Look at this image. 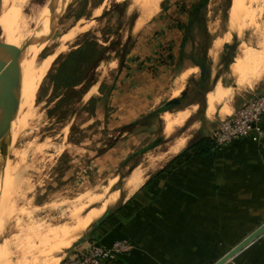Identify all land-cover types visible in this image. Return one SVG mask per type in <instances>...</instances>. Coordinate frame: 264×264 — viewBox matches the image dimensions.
Instances as JSON below:
<instances>
[{"label":"crops","instance_id":"obj_1","mask_svg":"<svg viewBox=\"0 0 264 264\" xmlns=\"http://www.w3.org/2000/svg\"><path fill=\"white\" fill-rule=\"evenodd\" d=\"M167 1L153 0L156 11L151 6L152 15L144 17L140 26L139 12L127 15L130 1H126V16L133 18L127 56L116 63L110 81L97 82L91 98L95 118L111 116L110 128L117 135L110 145L102 144L89 165L102 167L107 165L103 158H109L112 168L106 175L118 173L121 167L125 171L120 188L113 190L118 191L117 206L96 221L83 247L90 243L110 247L117 241L131 246L104 264H214L264 223V119L259 124L261 134L253 132L211 157H202L191 148L200 138L211 137L223 119L264 89V33L253 31L254 46L245 43L238 54L222 62L219 47L203 53L194 36L186 41L189 18L175 2L164 8ZM185 1L191 6L198 0ZM260 20L257 26L242 30L257 28ZM243 47L260 59L253 71L247 67L246 75L240 77L233 65L244 56ZM200 55L205 64L199 65ZM201 66L206 69L203 79ZM184 75L190 79L186 85L181 79ZM218 86L222 90L215 93ZM213 92L215 100L210 105L208 94ZM172 101L179 103L167 108ZM184 111L188 112L185 120L173 128L172 136H166L164 116ZM178 141L182 145L172 153ZM155 142V147L144 151ZM121 146L128 154L124 159L119 158ZM148 154L158 155L159 160H146ZM138 155L139 162L135 160ZM139 167L143 183L129 193L125 182ZM225 264H264V233Z\"/></svg>","mask_w":264,"mask_h":264},{"label":"rangeland","instance_id":"obj_2","mask_svg":"<svg viewBox=\"0 0 264 264\" xmlns=\"http://www.w3.org/2000/svg\"><path fill=\"white\" fill-rule=\"evenodd\" d=\"M34 1L39 4L45 0ZM60 1H55L53 9L61 5L63 0L61 3ZM126 1H64L55 18V23L51 27L53 30L52 35L46 42L42 43V48L37 54L35 61L41 66L40 72L43 75L41 74L40 79H38L35 89L32 88L33 99L30 103H26L25 109L23 105L20 108V103H17L15 113L17 112L18 116L14 122V125H16L13 128L12 140H10L11 144L8 146L6 156V161L10 162L14 168L11 170L9 192L6 194L5 205L2 208L0 218V231L4 229L0 234V244L10 233L8 224H5V227L3 225L5 218H8L13 210L14 214H17L18 210L24 209L20 225L22 230L19 231L22 236L18 234L19 232L11 233L13 236L20 235L17 239H20L24 246L21 241L13 240L9 244L10 246L5 245L4 247L8 249L13 246L9 250L16 251V255L21 256L23 254L24 256V253L30 255L33 251H37V246L44 251L46 248L41 244H44L52 231L53 235L56 236L54 229L63 228L64 226L68 229L72 228L75 224L74 220L76 221L80 217L84 218L92 210L103 207V197L120 188V175L123 176L125 171L123 167L118 169V173H114L118 175V178L114 179V174L106 175L112 168L109 158H103V162L105 161L104 163H107V165L103 164L102 167L99 163L90 166L89 159L93 154L99 153L101 147L110 145L117 135L112 130L114 128H110L112 125L109 123L114 121L111 116L102 119L95 118L92 113L91 98L95 94L97 82L100 84L102 81H110L114 76L115 70L113 68L116 63L127 56L129 50L128 38H130L133 18L126 16ZM129 1L130 7L127 15H131L135 10L145 15L143 7L146 3L153 2V0ZM199 1L201 0L197 2ZM174 2L175 5L186 4L185 0H168L164 8L170 7L169 4ZM229 4L230 0H207L202 10L204 30H199L194 35L196 47L203 53L207 48L212 49V46L219 47V52L222 51V62H226L230 57L238 54L236 51H239L241 45L244 46L247 43L250 47L254 46L253 31L258 34L260 32L264 33V19L261 18L264 10L256 15L255 12H250L246 20H241L236 12L232 13ZM25 13L28 14V10L25 9ZM228 15L230 31L227 25ZM259 19L261 20L257 28L242 30L257 26ZM72 28H74V31L78 29L79 32L77 30L74 33ZM19 29H21V26ZM260 29L262 30L260 31ZM241 30L242 32L246 31V33H232ZM20 38L21 41L25 42L26 36L24 34ZM71 39L74 41H71ZM62 45L66 46L63 47ZM83 45L91 47L89 55L82 67L68 77L67 83L72 87L64 88L61 84L60 74L65 64V58L72 53H76L77 49ZM57 47L60 49L58 50ZM56 48L57 50L54 51ZM243 48L244 56L237 58L233 65L234 73L240 77L246 75L247 67H250L253 71L254 66L260 59V56L256 53H251V50ZM53 51L54 53H52ZM72 56L75 57L76 54H72ZM227 76H224V82L230 84L231 81L226 78ZM89 86H92V88L86 94L85 92ZM111 114L115 115L112 111ZM159 129L160 126L156 125V130ZM156 130L153 133H156ZM193 131L191 130L190 133H193ZM176 136L178 137L179 134L177 133L171 137L169 141L174 140ZM154 139L157 140V136L153 137L151 141ZM133 148L137 149V147ZM127 155L126 148L121 146L119 158L124 159ZM109 157L111 158V155ZM140 159L141 156L138 155L135 160ZM115 206H117V203L105 208V216L108 212L113 211ZM9 217L7 220L14 221L13 216ZM97 222L87 228L62 252L63 255L59 256V264L69 254L80 249L84 242H89L88 235ZM39 224L51 225L52 229L49 231H47L48 229L41 230L38 228ZM29 226L32 227L29 228ZM26 227L29 228V231L23 230ZM6 228L7 230H5ZM31 231L33 233L35 231L39 235L34 234L32 237L33 233ZM30 236L32 238L27 240L26 238ZM26 245L29 247H26ZM24 247L26 249H23ZM27 248L32 249L27 250ZM71 250L73 252H70ZM22 257L18 259V262H21ZM25 258L28 259L27 256ZM7 259L8 263L10 261L9 257Z\"/></svg>","mask_w":264,"mask_h":264},{"label":"bare ground","instance_id":"obj_3","mask_svg":"<svg viewBox=\"0 0 264 264\" xmlns=\"http://www.w3.org/2000/svg\"><path fill=\"white\" fill-rule=\"evenodd\" d=\"M55 1L56 0H45L44 2L38 4L34 0H3V4H2L1 12H0V29H1L0 49L2 51L4 58L9 60L10 62H12L14 67H15V70L17 73V79H18V89H17L16 96H17V103L18 102L20 103L19 104L20 108H22L24 106V109H25V106H27L26 103H30L31 99H33L32 98L33 92L31 90H32V88L35 89V86L37 85V83L39 81L38 79H40V76L42 74L40 72L41 66H39V64L36 63L35 59L37 57L38 52L42 48V43L46 42V40L52 35L53 30L51 27L54 25L55 18L58 15V11L61 9L63 2L66 0H63L62 3H61V1H62L61 0L60 1L61 5L58 8L53 9ZM151 6H153L152 9H154L156 11V8H154L153 2L150 1V2L146 3V5L143 7V10L145 11V15H143L142 12H141V14L139 13L141 19L139 20L138 24L136 22L137 26L141 25L144 17L146 18L148 15L151 14V11H149ZM155 6H157L156 3H155ZM230 8H231L232 13L236 12V14L238 15V17L241 20H246L249 16L248 14L250 12H255V15H256V14H259L260 12H262L264 10V0H231ZM25 9L28 10V14L25 13ZM155 11H153V12H155ZM20 26H21V29H19ZM72 31L74 33L76 32V31H74V28H72ZM78 32H79V30H78ZM23 34L26 36L25 42L21 41V38H20V37H22ZM73 37H75V36H73ZM43 38H46V39L42 42L41 39H43ZM62 38H64V37H62ZM68 39H69V37H68ZM73 39H71V41H74ZM66 42H68V41L66 40ZM64 43H65V41H64ZM65 46H63V47H65ZM57 48L54 51H56ZM59 49L60 48H58V50ZM54 51L52 53H54ZM187 77L188 76H185V75L183 78L181 77V79H183L182 80L183 83H185V82L188 83V81L190 79ZM185 85H186V83H185ZM221 90H222L221 87L218 86L215 93H219V91H221ZM213 100H215L214 92L208 94V100L207 101L211 105ZM21 105H23V106L21 107ZM211 108H212V106H211ZM18 110H19V108H18ZM187 115H188V112L184 111V112H181L175 116L174 115L173 116L172 115L164 116V118H163L164 122H165L164 134L166 136H170L172 131H173V128L176 125L181 124L185 120ZM17 116L18 115L16 112L14 114L13 120H12L8 146H9V144H11L10 140H12L11 138H12L13 128L16 125V124L14 125V122H15ZM180 139H181V136H180L179 140ZM182 141H184V140H182ZM182 141H180V142L178 141L175 143V146L171 150L172 153H176L179 151L180 146L182 145V143H181ZM168 155H171V154H168ZM157 156L158 155L154 156V155L148 154L145 157H146V160H148V161L149 160L155 161L158 159ZM170 157H168V158H170ZM166 158H167V156H166ZM155 166H158V165L155 164ZM13 168H14V166L12 167V164L10 162L6 161L4 171L0 175V218H1V214H2V208L5 205L4 201L6 198V194H8V192H9L8 186H9V181H10L11 170ZM153 169H154V167H153ZM141 182H142L141 168L139 167L132 173L130 178H128L126 180L124 188L129 193L133 192L141 184ZM117 197H118V191H114L113 193H109L108 195H105L103 197V201H104L103 207H101L98 210H95V209L92 210L90 213L85 215L84 218L83 217L81 218L80 216H78L80 218L76 221L74 220L75 224H73L74 226H72V228L68 229V227L64 226L63 228L54 229V231L56 232L55 233L56 236L53 235V231H52L51 233H52L53 237L50 233L48 235L47 240L44 242V244H41L39 242L46 249H44V251H43L42 249H40L39 246H37L38 249H36L37 250L36 252H34L32 250L33 253H30V255H26L27 253H24L28 257V259L25 258L26 256L24 255L25 256L24 257L23 254L22 255L20 254L21 256H19V255H16V251L9 250V249H12L13 246L9 247L8 249L4 248L5 245L10 246L9 244L13 240L17 241L18 236H20V235L22 236V234H20L21 232H19V231L22 230L20 225H21V221H22V217H23L22 214H24L25 210L23 209L24 210L23 211V210L17 209L18 210L17 214H14V212H13L14 210H13L11 215H8V218H10L9 216H13L14 221L13 220L9 221V220H7L8 218L6 217L5 219L7 221L5 220L3 223L4 227L6 226L5 224H8V231H10V233L9 232L8 233L10 235L8 234L6 236V238L4 240H2V243L0 244V264H8L9 262L11 264H14V263L15 264H21V262H22V264H59V262H58L59 256H61L62 252L72 242H74L75 239H77L83 232H85L87 228H89L94 222H96L101 217V215L105 211V208H107L108 206H111L112 204H115L117 202ZM25 213H27V212H25ZM28 214H30V213H28ZM26 216L27 215L25 214V217ZM30 227H32V226H29V228ZM26 228H23V230L29 231V228H27V229ZM38 228L41 230L42 229H48L47 231L52 229L51 225L45 226V224H39ZM3 230L0 231V234H1V232H3ZM5 230H7V228ZM32 230H33V228H32ZM13 232H15V233L19 232L18 234H20V235L15 234L16 236H13L11 234ZM34 234H37V233L34 231V233L32 234V237ZM41 234H43V232H41ZM47 234H48V232H47ZM37 235H39V234H37ZM23 236H25V235H23ZM32 237L30 236V237H27L26 239L28 240V238H32ZM35 237H37V236H35ZM44 239H46V238H44ZM24 240H25V238H24ZM18 241L20 242L21 240L19 239ZM41 241H43V240H41ZM50 241H53L52 242L53 244ZM26 243H27V241H26ZM21 244H22V241H21ZM17 245H18V243H17ZM22 245H21V247L24 246V245L23 246ZM26 247H29V246L26 245ZM26 247H24L23 249H26ZM31 249L27 248V250H31ZM2 251H4V252H2ZM23 251H26V250H23ZM8 257H9L10 261H8V263H7ZM20 257H22L21 262H18L19 261L18 259H20ZM12 258H14V259H12ZM13 261H15V262H13Z\"/></svg>","mask_w":264,"mask_h":264},{"label":"built area","instance_id":"obj_4","mask_svg":"<svg viewBox=\"0 0 264 264\" xmlns=\"http://www.w3.org/2000/svg\"><path fill=\"white\" fill-rule=\"evenodd\" d=\"M262 119H264V89L223 119L213 130L211 137L216 148L220 150L236 140L249 137L253 132L261 134L259 124ZM130 249L131 246L125 241H117L110 247L90 243L69 254L61 264H104L114 260L118 255L127 253Z\"/></svg>","mask_w":264,"mask_h":264},{"label":"water","instance_id":"obj_5","mask_svg":"<svg viewBox=\"0 0 264 264\" xmlns=\"http://www.w3.org/2000/svg\"><path fill=\"white\" fill-rule=\"evenodd\" d=\"M2 4L3 0H0V12ZM45 39L46 38H43L41 39V41L43 42ZM200 72L201 78L203 79L206 74V69L204 66L200 67ZM17 89L18 79L15 67L12 62L4 58L0 49V175L4 171V167L6 164L9 135L11 131L13 116L15 114L17 106ZM178 103L179 101H172L169 102L166 107L168 108L169 106L177 105ZM157 143L158 142H155L152 145L148 146L144 151L152 149L157 145ZM262 233H264V223L254 231H252L249 235H247L240 243L234 246L229 252H227L214 264H225L249 243L262 235Z\"/></svg>","mask_w":264,"mask_h":264},{"label":"trees","instance_id":"obj_6","mask_svg":"<svg viewBox=\"0 0 264 264\" xmlns=\"http://www.w3.org/2000/svg\"><path fill=\"white\" fill-rule=\"evenodd\" d=\"M206 1L207 0H201L197 3L191 4V6H187V4L184 3L177 5V8L181 12H185L189 18L187 26L185 27V36L186 41L188 42L199 30H204L202 10L204 5L206 4ZM90 50V46L83 45L82 47H79V49H77L76 53H72L76 54L75 57L70 54L65 58V64L63 65L60 74V77L62 78L61 84H63L64 88L72 87L67 83L68 77L78 68L82 67L89 55ZM200 56V60H202V62L199 65L205 64V59H202V55ZM166 60H168V57L166 58ZM196 60L197 59L194 58L193 62H198ZM193 147L196 148V153L202 157H211L215 153V151L218 150L212 137L200 138L199 140L195 141V144L193 146H191V148Z\"/></svg>","mask_w":264,"mask_h":264}]
</instances>
